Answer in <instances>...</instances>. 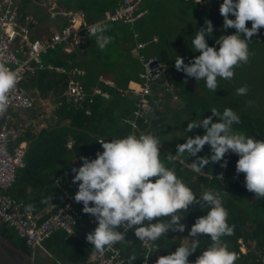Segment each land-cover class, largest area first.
Segmentation results:
<instances>
[{"label":"trees","instance_id":"1","mask_svg":"<svg viewBox=\"0 0 264 264\" xmlns=\"http://www.w3.org/2000/svg\"><path fill=\"white\" fill-rule=\"evenodd\" d=\"M118 1L70 0L67 4L74 5V9L83 8L86 16L93 18L104 12L98 7L99 2L115 7ZM181 1L198 11L192 29L187 28L192 31L195 48L209 54L218 53L222 43H213L215 30H229V25L218 19V15L212 16L210 7L218 11L216 7L219 5L226 3L233 7L237 0H211L203 6L189 0ZM139 5L146 13L133 26L118 21L102 23L96 34H83L85 44L70 53L62 46L48 51L42 59L44 68H35L23 82L26 92L36 89L42 99H52L60 104L56 111L57 122L36 135L25 134L24 139H28L25 166L17 171V181L11 190L12 197L23 201L34 214L51 204L63 205L64 194L57 185L68 191L72 186L81 185L79 161L89 159L99 166L104 164L108 156L105 152H98V148L109 141H124L132 134L131 125L126 120L135 108L136 99L128 90L139 83L140 67L129 56L130 47L126 48L124 44L134 40V33L140 42L159 35L154 32L158 27L153 28L149 22L154 20L151 13L157 12V1L140 0ZM146 8L150 9V14ZM35 15L36 18L42 17L38 13ZM53 21L57 28L68 25L63 17L57 16ZM170 40L163 48L150 42L148 45H156V48L148 53L147 45L144 53L157 56L164 64L165 61L169 63L172 61ZM102 42H106L111 50L103 52L96 48ZM254 43L257 47L252 46ZM260 43L251 40L244 43L246 53L240 75H227L229 79L239 78L236 84L204 79V94L194 92L192 95L191 92V96L185 97L186 94L180 93L186 106L190 103L195 108L194 114L200 122H191V136L177 153L175 151V162L170 161L175 163L174 167L163 171L154 164L158 160H167L162 150L169 145L168 139H176L169 136L166 129L162 130L166 125L159 130L162 119L158 111L148 117L149 122L139 121L140 129L149 137L141 139L136 134L139 139L135 141L133 156L116 166L109 175L106 190L91 191L92 199L106 211V215L96 225L89 224L87 219L82 221L76 227L81 239L67 238L61 231L46 238L43 246L52 258L50 264H91L88 262L90 253L104 249L117 237L115 243L126 257L127 264H141L145 250L138 237L129 231L123 232V220H127L131 228L139 229L141 234L146 224L155 225L157 233L150 239L158 246L159 254L150 253L148 264H198L200 255L208 257L220 252L228 256L229 264H264V194L255 188L264 187V100L260 99L264 95L260 96L257 90L264 77L253 68L250 72L245 71L250 64L256 63V59L264 58L260 54ZM81 47L87 56L80 55ZM48 65L62 68L63 72L50 70ZM101 65V69H110L102 76L111 80L115 85L113 88L97 83V70ZM76 68L84 72L79 80L84 91L90 94L82 108H75L66 97L70 72ZM218 77L226 78L224 74L216 75ZM186 81L187 78L178 76V80L169 78L167 83L189 93ZM93 86L107 92L109 98L91 96ZM118 89L125 93H118ZM87 110L90 115L86 114ZM70 141L73 144L68 147ZM156 142L163 149L155 148ZM10 148L13 147L10 145ZM61 168L63 173L59 174ZM245 175L247 182L243 180ZM27 188L31 191L29 194ZM125 195L128 203L120 208L108 198H123ZM177 229L200 234L188 246H182L180 239L174 238ZM0 235L22 251H28L12 228L1 225ZM131 239L133 243L127 245ZM249 243H254L252 250ZM241 244L248 253L240 252Z\"/></svg>","mask_w":264,"mask_h":264},{"label":"built area","instance_id":"2","mask_svg":"<svg viewBox=\"0 0 264 264\" xmlns=\"http://www.w3.org/2000/svg\"><path fill=\"white\" fill-rule=\"evenodd\" d=\"M16 0H0V226L6 225L12 228L17 237L24 241L28 249L31 260L34 262L36 249H39L48 256V251L43 246V241L56 231L63 232L67 238L81 239L76 232V227L87 219L89 224L96 225L100 219L106 215V211L96 203L91 196V191L106 190L109 175L113 173L116 166L124 162L134 153L135 141L139 138L147 139L148 134L139 127L141 119L149 122V116L154 113L157 95L156 90L164 83L169 69L154 56H147L144 53L148 42L137 41L133 54L139 64L137 74L139 83L128 90L136 99L134 110L128 116L126 122L131 125L132 134L124 141H109L98 148V152H105L108 160L102 164L94 160H83L77 163L82 181L80 186H75L71 192L63 191L64 203L61 207L49 205L41 212L34 214L28 206L21 200L11 195V190L17 181V171L25 166L26 144H18L10 148V138L4 130V120L11 110L27 112L34 107L33 97L26 92L22 84L29 73H33L35 68H44L42 55L61 45H77L84 34H96L99 25L104 22H121L133 24L144 16L146 10H140V0H119L118 4L111 10L106 11L99 23L89 25L82 20L71 17L70 24L53 29L49 37L44 40L31 39L29 35V17L20 22V14L15 5ZM55 3L58 0H46ZM199 6L205 5L211 0H189ZM221 1V0H214ZM264 4V0H259ZM138 35L134 33L136 38ZM48 69H55L62 73V68H53L48 65ZM84 76V72L73 69L68 80L66 97L75 108H82L83 103L89 97V93L84 91L79 78ZM164 89L167 91L171 87L166 83ZM99 89L93 90V95H99ZM118 93L124 94L120 89ZM86 114L90 115L87 110ZM136 134L139 135L137 138ZM100 143L102 141H99ZM73 142H68L70 147ZM247 182L246 178L243 179ZM264 194V187L256 189ZM116 208L122 207L126 203L127 196L118 198L109 196ZM123 232H131L138 237L141 248L145 250L144 259L141 264H148L150 253L159 254L158 246L151 241V235L156 234L155 225L145 227L141 234L139 229H133L128 225L127 220L122 222ZM122 232V233H123ZM118 238V237H117ZM114 239L104 249L92 251L88 262L91 264H127V259L123 256L121 249L116 245ZM133 239L127 242L131 245Z\"/></svg>","mask_w":264,"mask_h":264},{"label":"crops","instance_id":"3","mask_svg":"<svg viewBox=\"0 0 264 264\" xmlns=\"http://www.w3.org/2000/svg\"><path fill=\"white\" fill-rule=\"evenodd\" d=\"M23 1L24 0L15 1V5L18 8V12L20 14V22L22 21L24 22V18L29 17L30 19H29L28 29H29L30 38L31 39L37 38L40 40L47 39L49 37L50 32L53 29L57 28L53 24L54 22L53 19H55V17L57 16L63 17V18H70L68 25L70 24L71 17L72 18L75 17L76 20H82L89 25L91 24L94 25L101 21V18L102 16H104V13L106 11H111L114 8L112 6H108L109 5L108 3L99 2L98 7L99 8L101 7V9L104 11L102 16H97V17L94 16L93 18H88L83 8L80 7V9H74L73 8L74 5L67 4V2L69 3L70 0L68 1L65 0L66 2L63 3V5H58V3L56 4L53 2L47 1L50 4V6L43 5V3H40V0H37L35 5L32 4L29 7L25 5ZM155 1H157V5H158L157 8H155L157 12L155 13L153 11L154 13H151L152 19L154 18V20L152 21L150 19L149 22L151 23V26H153V28L158 27L157 29H154V32L159 33V35L157 34L153 35L152 38L150 40H147L146 42L156 43L158 48H163L164 45L166 44V41L168 39L169 40L171 39L170 41H172V44L171 46L169 45V48L172 54V56L170 55L172 58L171 59L172 61H170L169 63L165 61V64L168 66L169 71L165 79L163 80L164 83H162L156 90L157 95L155 97L158 96V98L155 99L156 104L154 107V113L157 110L158 113L161 115L160 119H162V121L159 127L161 128L162 125H166L162 130L166 129L169 136H172L173 132L176 134H179L178 131L180 130V126H179L180 121H184L185 123L192 122V119L190 117L192 114H190L189 112L193 113V109H195L190 105V103L188 104V106H186L184 98H182V95L180 93L186 94L184 95L186 97L187 95L191 96L190 95L191 92H192V95H194V92L197 93V90H200V92L204 94L203 88L206 84V83L204 84L202 83V80L204 79L206 80L216 79L218 82H222L223 84L226 83L229 85L236 84V82L239 80V78H236V77H232L229 79L227 78V75L229 73L231 74L233 73L237 76L240 75V72H241L240 69H241V66H243L244 54L241 57L240 56L237 57V55H234V52L236 49L232 52L231 51L232 48L227 45V41L236 40L238 44L243 43V45L248 40H251L252 42H254L257 39L258 42L255 41L257 43H260L261 41H263L264 39V4H261L259 0H239V1L237 0V2L234 3L233 7L226 3L219 5L218 7H216L218 11H216L214 7L212 8L210 7L209 11L212 12L211 15L212 16L218 15L217 17L218 19H223V21H225L229 25V30L228 29L227 30H224V29L215 30L216 31L214 34L215 39L213 40V43L218 44V45H220V43L222 44L220 45L218 53L209 54L206 52H200L195 48L196 45L194 44L195 42L194 38H192L193 37L192 31L188 29L190 28L192 29L193 25L195 24L196 19L194 18V21L190 28L187 27L186 24L184 23L185 20H184V14H183L184 10L183 9L185 8H182L181 6L184 5L185 7H187L186 2H183L181 0H155ZM66 5H69V8H67ZM39 6H42L40 10L38 9ZM58 6H60V8H58ZM148 8L146 9L148 10ZM163 10H167V11H163ZM148 11L150 14V9ZM35 13L40 14L42 17L36 18ZM89 19H91V21H89ZM233 23H235V28L233 27ZM179 33L192 35L191 37L192 39L191 38L189 39L187 35L179 36ZM136 42H137V39L134 38V40H131L130 42L124 44V47L126 48L130 47L129 56L132 57L133 60H135L133 49H134ZM81 44L82 45L85 44L83 38L80 39L77 46ZM73 45L74 44H72L71 46ZM61 46L63 47V50L66 51L67 53H70L72 51L71 50L69 52L66 49L70 47L68 45L67 46L61 45ZM77 46H75L74 48H76ZM107 46L108 45L106 44V42H102L98 46H96V48H99V50H102L103 52H107V50H111L107 48ZM172 46L175 47L176 50H173ZM79 50L83 52L82 53L83 56L88 55L84 47L79 48ZM151 50L152 49H150V51ZM146 52H147V49H146ZM195 52H199V54L202 53L201 55L206 56V58L208 59L210 57V59L207 62H203V65L206 66L205 71L198 70V69L196 71H192L191 69L184 70V68H181L180 61L185 60L188 63V60L190 58L192 60L194 59L193 54ZM44 55H42V59ZM187 65L191 66V64L190 65L187 64ZM99 67L100 68L97 70L98 72L97 74L99 75L97 78V83H102L107 88H113L115 85L111 82V80L108 78H105V76H102L106 74L107 70L110 71V69L108 68L101 69L102 65ZM196 72H200L198 73L199 75H193V77H190L188 75V73H196ZM220 74H224L226 78H223V77L216 78V75H220ZM178 76L183 77L184 79L185 78L188 79V81H186V85L190 90L189 93L183 90L180 91V89L177 86H175L173 83H167V80L169 78H171V80L172 79L178 80ZM204 76H207L209 78L211 77V78L207 79ZM166 83L171 87V89H169L168 91L166 89H162ZM262 88L264 89V84ZM262 88L261 87L257 88V90L260 91ZM95 89L100 90V88L93 86V88H91V96H93V90ZM28 93L33 97L34 103L36 106H38L37 105L38 103L47 100V99H42L39 92L36 89H33L29 91ZM99 95L105 99L109 98L108 93L104 91H101ZM173 105H175L174 107L175 109L172 110L173 114L171 115L168 121L163 122L167 118V115L169 114L167 113L168 110H170V107ZM36 106H34L33 110L27 111V112L11 110L7 113V116L4 120V130L9 135V138L11 140L10 145L12 147H15V145L17 146L18 144L27 145L28 139L27 140L24 139V136L26 133H28V135H31V134L36 135L42 129L50 125H53V123L51 124L50 121H47V118L49 115H44L43 116L44 120L38 122L36 117L38 115L40 116L41 112ZM165 109H168L166 110V113H164ZM169 121L174 122L172 123V126L170 125ZM168 125H170V128H168ZM25 128H26V131L24 130ZM28 135H26V138L28 137ZM177 136L180 137L179 135ZM19 139H21L20 143L18 142ZM56 179L57 177H55V181ZM66 180L68 179L66 178ZM57 186L60 190H62V192L68 191V190H64L60 188L59 185ZM72 188L73 186L70 189ZM30 192H31L30 189L27 188L26 193L29 194ZM68 192H71V190Z\"/></svg>","mask_w":264,"mask_h":264},{"label":"rangeland","instance_id":"4","mask_svg":"<svg viewBox=\"0 0 264 264\" xmlns=\"http://www.w3.org/2000/svg\"><path fill=\"white\" fill-rule=\"evenodd\" d=\"M36 1L37 0H24L23 3L29 7L32 4L35 5ZM65 2H66L65 0H59V1H56L55 3L56 4L58 3V5H63V3H65ZM40 3H43V5H46V6H50V4L47 1L45 2V0H40ZM41 7L42 6H39L38 9L40 10ZM181 7L185 8V9H183L184 10V13H183L184 14V20H185L184 23L186 24L187 27L190 28L192 23H193V21H194V18H196L195 15L197 14V12L193 8H190V6L185 7L184 5H182ZM58 8H60V6H58ZM225 17H227V16H225ZM65 19L69 23V19L70 18H65ZM233 27L235 28V23H233ZM183 35H187V37L189 39L192 37V35L179 33V36H183ZM255 41H257V39ZM263 41H264V39H263ZM227 45L232 48V50H231L232 52L236 49L235 52H234V55H237V57H239V56L241 57L244 54V52L246 53V50L244 49L243 43L242 44H238V42L236 40L235 41H232V40L227 41ZM255 45H256V43L253 44V46H255ZM68 46H70V47L66 48V49L70 52L77 45H73V46L68 45ZM255 47H257V46H255ZM155 48H156V45L155 46H148L147 52L149 51L150 53H152L153 50L150 51V49H155ZM172 48H173V50H176L175 47L172 46ZM259 50L261 51L260 54L262 56H264V42L260 43ZM78 52L80 53V55H83L82 54L83 52H81V51H78ZM195 53H197V54H195ZM195 53L193 54L194 59L192 60L190 58L188 60V63L185 60L181 59L182 60V61H180L181 68H184V70L191 69L192 71H196L198 69V70H204L205 71L206 70V66L203 65V62H207L210 59V57L208 59V58H206V56L201 55L202 53L201 54H199V52H195ZM187 64H189V65L191 64V66H188ZM192 65H194V66H192ZM200 65H202V66H200ZM250 66L251 67L245 69L246 72H250L249 70H251L253 68L256 73H259L260 76L264 77V58L256 59V63L255 64L254 63L250 64ZM198 73H200V72L188 73V75L190 77H193V75H199ZM204 77L207 78V79L211 78V77L209 78L207 76H204ZM263 84H264V80L262 82H260L259 86L262 88ZM250 86L251 85L248 83V87H250ZM197 93L198 94H202L200 92V90H197ZM259 95L260 96L264 95V89L263 88L260 90ZM260 99L264 100V97H262ZM37 105L38 106H36L35 103H34V106H36L39 109V111L41 112L40 116L38 115L36 117L38 122L44 120V117H43L44 115H49L48 118H47V121H50L51 124L58 121V116H57V112H56L58 110L59 106H60V104L58 102H53L52 99H47L46 101H42V102L38 103ZM174 107H175V105L171 106L170 110L165 109L164 113H166V110H168L167 113H169V114L167 115V118L163 122H166V121H168L170 119L171 115L173 114L172 110L175 109ZM33 109H34V107H33ZM189 113L192 114L190 117H191L193 123L200 122L199 117L196 116V114H194V113H196L195 110H193V113L192 112H189ZM199 113H201V112H199ZM169 122H170L171 126H172V123H174V122H171V121H169ZM170 125L168 126V128H170ZM162 126H165V125H162ZM179 126H180V130L178 131L179 134H176L174 132L172 133V137H174L176 139H174L173 141L171 140V138L168 139L170 143H169V145H166L164 147V149L162 148L163 146H161V144L159 142H156L157 145H154V147L157 148V149L158 148L159 149L162 148L163 149L162 151L164 152V154L167 155V160H165V161H159L158 160V161H155V163H154V164L158 165V167L162 168L163 171H167L168 167H174L175 163L172 164V163H170V161L171 162H175V160H174L176 158V156L174 154L175 151L177 153V149H179V148H181L183 146L184 141L189 136H191V134L193 132V128H190L191 123H185L184 121H180L179 122ZM193 126L195 127L194 124H193ZM158 127H159V125H158ZM24 130L26 131V128ZM159 130H160V128H159ZM177 135H179L180 137H178ZM148 137H149V135H148ZM189 168H192V165H190ZM58 173L59 174L63 173V169L62 168L59 169ZM48 176H50L49 173H48ZM246 176L247 175H245L244 178H246ZM255 188L259 189L260 187L257 186ZM127 201H128V198H126V202ZM149 225L152 226L154 224H152V223L146 224V227H148ZM175 233H176V235H175L174 238H179L180 241H181V245L182 246H188L200 234V232H195V231H192V230H186V231L182 232L179 229H177ZM249 245H250L251 250H252L254 248V243H249ZM240 252L242 254L248 253V249L245 247V245H243V244L240 245ZM34 253H35V260H34L35 264H50V261H51L50 259H52V258H50V256H48L46 253H43L39 249H36L34 251ZM198 264H229V259H228L227 255L223 254V252H220V253H218L216 255L212 254V255H209L208 257L200 255V261H199Z\"/></svg>","mask_w":264,"mask_h":264},{"label":"water","instance_id":"5","mask_svg":"<svg viewBox=\"0 0 264 264\" xmlns=\"http://www.w3.org/2000/svg\"><path fill=\"white\" fill-rule=\"evenodd\" d=\"M0 264H35L27 251H22L0 235Z\"/></svg>","mask_w":264,"mask_h":264}]
</instances>
